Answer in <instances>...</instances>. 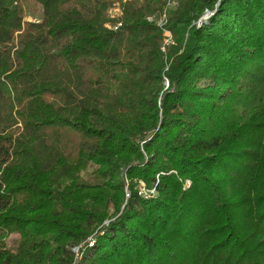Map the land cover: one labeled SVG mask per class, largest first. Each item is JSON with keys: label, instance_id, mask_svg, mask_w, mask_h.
Listing matches in <instances>:
<instances>
[{"label": "trees", "instance_id": "1", "mask_svg": "<svg viewBox=\"0 0 264 264\" xmlns=\"http://www.w3.org/2000/svg\"><path fill=\"white\" fill-rule=\"evenodd\" d=\"M163 8L0 0V264H264V0Z\"/></svg>", "mask_w": 264, "mask_h": 264}, {"label": "built area", "instance_id": "2", "mask_svg": "<svg viewBox=\"0 0 264 264\" xmlns=\"http://www.w3.org/2000/svg\"><path fill=\"white\" fill-rule=\"evenodd\" d=\"M124 1H128V0H124ZM161 1L163 2L164 8L158 14L150 15L148 17V20L155 22L163 30V33H164V44H163V47H162V51L166 54L168 47L177 44V41H176V39H175V37L173 35V32L168 27L169 12H170V9L176 4L177 0H161ZM121 14H122V11H121L120 6H116L112 10V15L113 16L119 17ZM206 15H207V13H206ZM206 15L203 18H205ZM200 21H201V19H200ZM122 23H123L122 20H118L112 26H113V28L115 30H117V29H119V27L122 26ZM165 83L168 86V81L167 80L165 81ZM141 190H142V192L145 195L148 194V193L152 194L155 191L154 189H146L144 186L142 187ZM74 251L78 252L79 251V247H75Z\"/></svg>", "mask_w": 264, "mask_h": 264}, {"label": "rangeland", "instance_id": "3", "mask_svg": "<svg viewBox=\"0 0 264 264\" xmlns=\"http://www.w3.org/2000/svg\"><path fill=\"white\" fill-rule=\"evenodd\" d=\"M27 11V19L28 20H36L39 19L41 17V14L39 12H34L32 10H29L28 8H26Z\"/></svg>", "mask_w": 264, "mask_h": 264}]
</instances>
